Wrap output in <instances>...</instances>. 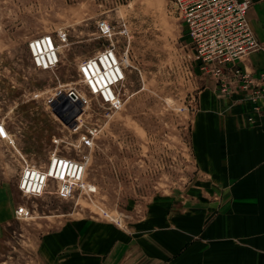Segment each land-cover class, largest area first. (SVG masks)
Returning a JSON list of instances; mask_svg holds the SVG:
<instances>
[{
    "label": "rangeland",
    "instance_id": "1",
    "mask_svg": "<svg viewBox=\"0 0 264 264\" xmlns=\"http://www.w3.org/2000/svg\"><path fill=\"white\" fill-rule=\"evenodd\" d=\"M191 8L193 28H235L210 0H0V124L10 135L0 136V264H88L92 251L138 239L153 221L197 207L198 190L222 182L207 175L202 158L199 95L205 88L240 93L235 68L252 75L261 68L248 63L253 52L235 64L206 62L191 34ZM61 31L68 37L58 40L57 65L37 66L30 42ZM111 46L125 72L115 85L117 107L93 93L81 72ZM71 90L80 99L65 104ZM90 130L93 145L85 147L80 140ZM55 151L87 156L84 180L96 191L63 198L51 180L42 194H24L25 166L47 170ZM20 205L31 216L17 218Z\"/></svg>",
    "mask_w": 264,
    "mask_h": 264
},
{
    "label": "crops",
    "instance_id": "2",
    "mask_svg": "<svg viewBox=\"0 0 264 264\" xmlns=\"http://www.w3.org/2000/svg\"><path fill=\"white\" fill-rule=\"evenodd\" d=\"M248 20L263 45L248 60L258 69L264 67V0H253ZM231 96L208 88L199 95L202 158L207 175L222 182L198 190L197 207L153 221L138 239L92 251L88 264H264V99L255 111L243 94ZM14 208L9 202L11 215Z\"/></svg>",
    "mask_w": 264,
    "mask_h": 264
},
{
    "label": "built area",
    "instance_id": "3",
    "mask_svg": "<svg viewBox=\"0 0 264 264\" xmlns=\"http://www.w3.org/2000/svg\"><path fill=\"white\" fill-rule=\"evenodd\" d=\"M211 5L219 7L226 14L229 22L235 28H193L191 19L194 16V10L191 8L188 12V21L191 23V34L198 41L199 48L202 51L203 59L209 63H218L226 65L242 60L243 57L252 52L262 49L261 43L247 20V11L250 8L251 0H210ZM203 13L206 12L205 5H201ZM219 21V17L216 18ZM205 27V26H204ZM102 33L111 35V28L108 24L101 25ZM67 32H59V38H54L51 34L35 38L30 42V48L37 66L44 69L52 68L60 60L59 41L67 40ZM59 40V41H58ZM111 57L113 63H110L111 74L108 68H103L98 74L93 71V65L103 57ZM235 64V63H234ZM81 72L84 80L93 93L99 94L104 101L119 106L121 99L116 91L115 85L125 78L122 62L116 52L115 46H111L95 57L89 58L81 64ZM234 84L238 86L237 91L254 103L253 110L258 111L261 107V101L264 99V67L257 74L252 75L243 68H235ZM223 85L227 88L226 83ZM80 99L75 90L69 91L64 103L73 104ZM65 103V104H66ZM75 118V119H74ZM75 120L78 124L79 118L73 114L69 116V121ZM251 119L253 117L251 116ZM93 130L84 134L80 144L85 147L93 145ZM0 136L9 138V132L4 124H0ZM87 167V156L81 159L69 157L55 151L47 170L36 165H26L23 169L19 187L26 195L42 194L51 180H55L57 192L63 198H69L80 188L86 191H96V187L88 184L84 180V174ZM17 218H28L31 216V209L26 205H20L15 210Z\"/></svg>",
    "mask_w": 264,
    "mask_h": 264
},
{
    "label": "bare ground",
    "instance_id": "4",
    "mask_svg": "<svg viewBox=\"0 0 264 264\" xmlns=\"http://www.w3.org/2000/svg\"><path fill=\"white\" fill-rule=\"evenodd\" d=\"M104 58H105V57H103L102 62L98 61V62H96V63L93 65V71H94L96 74H98V72H100V71L102 70L103 65L106 66V67L108 68V72L111 74L110 63H113L112 58L109 57V56H108V58L106 57V59L108 60V63H109L108 65H107V64H104ZM110 59H111V61H110ZM99 62H100V64H101V67L98 66V63H99ZM102 63H103V65H102Z\"/></svg>",
    "mask_w": 264,
    "mask_h": 264
}]
</instances>
